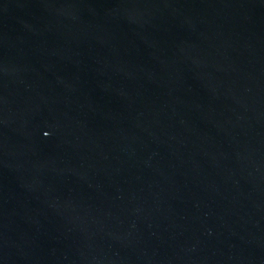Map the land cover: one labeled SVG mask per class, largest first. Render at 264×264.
Here are the masks:
<instances>
[{
	"label": "water",
	"instance_id": "1",
	"mask_svg": "<svg viewBox=\"0 0 264 264\" xmlns=\"http://www.w3.org/2000/svg\"><path fill=\"white\" fill-rule=\"evenodd\" d=\"M0 264H264V0H0Z\"/></svg>",
	"mask_w": 264,
	"mask_h": 264
}]
</instances>
